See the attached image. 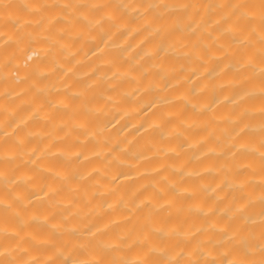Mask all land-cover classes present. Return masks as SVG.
<instances>
[{
  "label": "clouds",
  "instance_id": "1",
  "mask_svg": "<svg viewBox=\"0 0 264 264\" xmlns=\"http://www.w3.org/2000/svg\"><path fill=\"white\" fill-rule=\"evenodd\" d=\"M0 208V264H264V0H0Z\"/></svg>",
  "mask_w": 264,
  "mask_h": 264
},
{
  "label": "bare ground",
  "instance_id": "2",
  "mask_svg": "<svg viewBox=\"0 0 264 264\" xmlns=\"http://www.w3.org/2000/svg\"><path fill=\"white\" fill-rule=\"evenodd\" d=\"M94 48H95V45H91V46H90V49H91V50H94ZM42 62H47V58H45V60L42 61ZM37 99H43V97H42V96H38ZM129 102H131V101H129ZM30 107H31L30 105H25V106L21 109V111H29V110H30ZM67 115H68L67 113L61 114V118H65ZM37 124H38V122H37ZM158 135H159V133H157V136H158ZM91 147H94V144H93V142L90 141L89 144L86 146V148H91ZM60 162H61V161H57V163H60ZM117 171H118L119 173H121V174H124V173L127 172L128 170H127L126 168H124L123 166H121V167H119V168L117 169ZM8 214H9V210H8V209H6V208H0V216L8 217ZM168 219H170V218H168ZM43 230H44V231H47L46 228H44ZM158 259L162 262V261L165 259V257H159ZM65 264H70V260H69V261H66Z\"/></svg>",
  "mask_w": 264,
  "mask_h": 264
}]
</instances>
